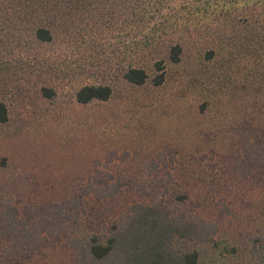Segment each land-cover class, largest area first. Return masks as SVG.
I'll return each mask as SVG.
<instances>
[{
	"label": "rangeland",
	"instance_id": "1",
	"mask_svg": "<svg viewBox=\"0 0 264 264\" xmlns=\"http://www.w3.org/2000/svg\"><path fill=\"white\" fill-rule=\"evenodd\" d=\"M107 1L38 44L0 0V264H264V26L235 0H155L129 23ZM86 85L111 98L78 104Z\"/></svg>",
	"mask_w": 264,
	"mask_h": 264
},
{
	"label": "trees",
	"instance_id": "2",
	"mask_svg": "<svg viewBox=\"0 0 264 264\" xmlns=\"http://www.w3.org/2000/svg\"><path fill=\"white\" fill-rule=\"evenodd\" d=\"M159 1V0H157ZM122 6L128 13L124 17L127 23L131 19L142 22L146 13H152L157 4L155 0H119ZM244 5V16H248L256 24L254 33L257 35L263 32L264 26V0H235L230 2L231 6L237 3ZM108 4L107 0H7V4L14 10L13 17L16 18L13 24V30H19L20 25L23 23L27 28V36L33 38L38 44H50L54 39V33L59 25H69L70 21L77 15H83L92 10L99 13V6ZM222 9L225 14L234 13L235 9L223 10L228 2L221 0ZM241 7V6H240ZM144 10V11H143ZM15 11L18 13L15 15ZM141 11L142 14H141ZM139 13L137 16L136 13ZM247 14V15H246ZM247 18V17H246ZM248 19V18H247ZM182 54V47L179 44H174L169 49V60L173 64L180 61ZM214 51L211 50L209 55H213ZM157 71L161 74L154 78V85L159 86L163 82V69L162 63L157 65ZM122 78L124 82L133 86H142L146 83L148 77L145 71L137 67H126L124 69ZM43 93L50 97L52 95L51 89L43 88ZM112 89L107 85H86L75 94V100L80 105H86L91 102H106L111 98ZM8 120V110L4 103L0 102V124L6 123ZM114 241L108 240L106 245L101 244L97 240H93L89 247V254L92 262L105 261L113 252ZM183 264H197L196 253L189 254L184 257Z\"/></svg>",
	"mask_w": 264,
	"mask_h": 264
}]
</instances>
